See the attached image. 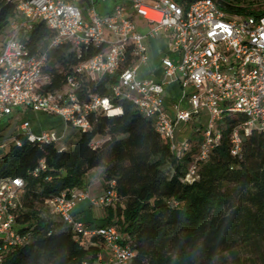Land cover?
<instances>
[{"label":"built area","instance_id":"1","mask_svg":"<svg viewBox=\"0 0 264 264\" xmlns=\"http://www.w3.org/2000/svg\"><path fill=\"white\" fill-rule=\"evenodd\" d=\"M113 1L117 4L112 12L102 15L94 0H12L17 14L0 45V123L16 109L23 108L58 116L67 127L86 133L92 129L91 115L100 112L119 115L122 108L98 94L82 102L77 94L78 77L99 82L106 76H118L112 88L114 97L131 102L150 119L156 131L170 141L171 151L179 159L192 147L187 137L180 139L182 125L198 122L201 113L207 112L205 140L187 181L196 179L198 164L220 145L219 127L227 118L246 119L232 133L234 156L242 154L244 135L253 131L264 133V12L258 16L240 14L236 12L238 4L227 0H184L182 4L174 0ZM138 18L149 25L147 33L140 30ZM39 23L55 32L51 47L71 45L80 58L88 53L89 47L98 50L80 61L74 74L68 75L66 86L55 93L42 92L49 83L45 77L47 55L32 54L24 42ZM160 36L171 40L180 58L176 63L163 60V81L141 79L138 65L149 59L146 40ZM130 51L138 61L126 68ZM173 82L184 90L193 89L187 109L179 104L174 107L175 117L170 116L164 96L166 83ZM21 130L30 143L57 146L62 141L52 130L34 135L29 121L22 123ZM103 142L94 140L92 146L98 147ZM21 144L19 136L14 139L13 145ZM6 148L7 145L0 144V149ZM45 169L43 160L33 173L38 176ZM110 185L111 189L98 198L90 197L83 188L65 192L48 202L49 211L74 233L103 239L109 256L106 261L98 257L96 264H129L135 253L116 226L87 228L74 214L77 206L87 201L92 208L114 207L119 197L114 190L115 182ZM25 188L21 177L0 181V264H4L10 250L24 246L32 238L31 233L22 236L16 223Z\"/></svg>","mask_w":264,"mask_h":264},{"label":"trees","instance_id":"2","mask_svg":"<svg viewBox=\"0 0 264 264\" xmlns=\"http://www.w3.org/2000/svg\"><path fill=\"white\" fill-rule=\"evenodd\" d=\"M229 3H237L240 14L258 16L264 12L255 0ZM16 14L12 0H0V36H5ZM54 36L45 23H39L24 39L32 54L47 55L45 93L61 91L79 62L98 51L89 47L80 58L71 45L51 47ZM131 52L126 68L138 61ZM57 65L67 73H59ZM78 81L82 102L98 94L110 98L122 113L91 115L92 129L80 133L73 150L30 143L20 135L21 146L12 145L0 159V181L25 180L16 223L22 236L32 234L28 243L6 254L4 264L97 263L98 248H106L103 239L74 233L50 214L48 204L65 192L82 189L88 173L97 168H103L106 192L115 182L119 200L106 208L101 223L86 227L116 226L135 253L129 264H264V133L244 135L242 154L234 156L232 133L246 119L227 118L219 127L220 145L198 164L196 179L187 181L205 140V129L198 122L191 123V151L179 159L150 119L131 102L114 97L112 88L118 76H106L99 82L79 76ZM99 139L104 142L93 147L92 142ZM43 160L46 169L35 176L33 172ZM40 207L48 210V215L43 216Z\"/></svg>","mask_w":264,"mask_h":264},{"label":"crops","instance_id":"3","mask_svg":"<svg viewBox=\"0 0 264 264\" xmlns=\"http://www.w3.org/2000/svg\"><path fill=\"white\" fill-rule=\"evenodd\" d=\"M98 12L102 15H107L112 12V8L109 6H103L102 4L98 8ZM136 23L139 26L140 30L143 33H147L149 31V25L143 21L142 19H136ZM146 44L148 46V55L149 59L145 63H139L138 65V76L141 79H150L157 82L163 81L164 78V66H163V60L165 58L171 59L174 63H176L180 56L173 50L171 46V40L166 36H160L158 38H148L146 40ZM1 45V43H0ZM46 79L48 77L45 75ZM193 92V89H187L184 90L180 86L179 83H166L165 85V101L167 109L169 110V114L171 117L176 116V110L175 106L177 104L180 105L182 109L188 108V96L190 93ZM27 109L18 108L15 110L14 114L17 113H24L27 112ZM31 111V110H30ZM35 113V112H34ZM14 114L7 118L6 120L11 119ZM36 119L35 120H24V122L29 121L30 122V128L34 135H41L45 131H58L57 132L61 137L62 141L57 145L59 148L64 150H73L77 142L80 140L81 134L79 130L73 127H67L65 122L62 118L58 116L49 115L46 113H36ZM55 117L54 119H51L50 117ZM52 117V118H53ZM23 122V123H24ZM22 125V124H21ZM189 126V125H188ZM75 129L76 131L73 132L74 139L71 141L72 149H70L69 144L67 143V139L69 137V132L71 130ZM20 131V135L23 134V131L21 130V126L18 128ZM22 133V134H21ZM192 136V129L184 127L182 130H180V139H183L184 137H191ZM68 144V145H67ZM102 171V173H100ZM89 175H96L99 174L98 180L95 182H87L86 178L84 180L83 189L88 191L90 197L92 198H98L105 194V182L103 177V168H97L88 173ZM87 177V176H86ZM102 184V186H101ZM75 217L79 221L91 225L92 227H95L99 223H101V220L105 219L107 216V210L106 209H99V208H92L90 203L83 202L80 203L77 208L75 209ZM100 250L99 257H102L104 261L108 259L109 251L106 248H98Z\"/></svg>","mask_w":264,"mask_h":264},{"label":"rangeland","instance_id":"4","mask_svg":"<svg viewBox=\"0 0 264 264\" xmlns=\"http://www.w3.org/2000/svg\"><path fill=\"white\" fill-rule=\"evenodd\" d=\"M174 1L178 2L179 4H182L178 0H174ZM227 1L235 2V0H227ZM255 1L259 4H261L262 7L264 8V0H255ZM94 3H95L97 8H99L101 4L105 7L109 6L111 8H113L117 4V2H115L113 0H108V1L94 0ZM6 32H7V30H6ZM3 38H4V35H1L0 36V43H2ZM70 51L72 52L73 49H71ZM56 69L61 74H66L68 71L65 67H63L61 65H57ZM46 81L48 82V80H46ZM36 115H38V114H36L30 110H28L27 112H24V113H22V112L17 113L16 112L11 119L5 120L4 122L0 123V144L7 145L6 149H0V159L3 158L4 156H6L10 152L14 139H16L20 134V131L18 130V128L21 126V124L24 122V120H32V119L35 120ZM228 116H230V115H228ZM52 117H50V118L51 119L55 118V117H53V118ZM208 120H209V117H208L207 112L201 113L200 120L198 121V126L203 128V129H206L208 126ZM182 127H185V125H182ZM189 127H190V129L194 128V126L192 124L187 126V128H189ZM74 131H76V130L73 129L69 132V137L67 139V143L69 144L70 149H72V147H73V146H71L72 145L71 141L74 139V135H73ZM56 132H59V130ZM167 171L170 172L171 170L167 169ZM100 173H102V171ZM98 177H99V174L92 175V176L88 174L86 177V180L89 183L91 181L95 182L98 180ZM101 186H102V184H101ZM48 212L49 211L46 210L44 207L41 208V213L43 216L48 215Z\"/></svg>","mask_w":264,"mask_h":264},{"label":"bare ground","instance_id":"5","mask_svg":"<svg viewBox=\"0 0 264 264\" xmlns=\"http://www.w3.org/2000/svg\"><path fill=\"white\" fill-rule=\"evenodd\" d=\"M112 115H116V113H112Z\"/></svg>","mask_w":264,"mask_h":264}]
</instances>
